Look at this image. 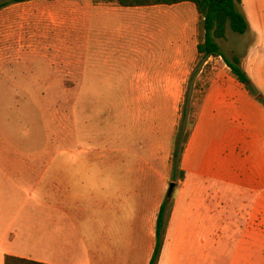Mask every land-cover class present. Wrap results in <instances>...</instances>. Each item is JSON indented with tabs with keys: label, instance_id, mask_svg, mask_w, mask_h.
<instances>
[{
	"label": "crops",
	"instance_id": "0c3cea01",
	"mask_svg": "<svg viewBox=\"0 0 264 264\" xmlns=\"http://www.w3.org/2000/svg\"><path fill=\"white\" fill-rule=\"evenodd\" d=\"M81 2L25 0L0 8V17L14 9L29 25ZM143 7L152 6L103 3V71H117L103 82L118 83L103 85L114 88L103 93L184 94L198 39L157 43L151 17L125 13ZM250 63L246 51V72ZM124 138L127 148L56 152L71 164L82 158L77 166L52 160L34 167L27 153L0 152V264L6 255L45 264H149L157 214L173 182L169 156L150 149V138H142L144 146L139 135L115 141ZM180 168L185 176L171 195L158 264H204L205 238L213 251L229 245L228 264H264V105L225 63L206 89ZM33 193L41 201L29 215Z\"/></svg>",
	"mask_w": 264,
	"mask_h": 264
},
{
	"label": "rangeland",
	"instance_id": "374dc122",
	"mask_svg": "<svg viewBox=\"0 0 264 264\" xmlns=\"http://www.w3.org/2000/svg\"><path fill=\"white\" fill-rule=\"evenodd\" d=\"M81 1L73 10L60 7L59 14H39L29 25L21 23L14 9L1 15L0 152L27 153L29 166L34 167L51 165L52 160L53 165L59 161L77 166L82 158L75 157L71 164V158L56 152L127 148L130 142L126 138L116 142V136L139 135L141 146L147 142L142 138H150V149L155 145L160 155L169 156L167 166L171 168L184 94L103 93V89H114L103 85H118L103 82L105 73L117 74L116 70L103 71V3L114 0ZM238 10L246 16L248 29L240 34L227 27L226 37L218 44L228 58L242 60L248 52L252 89L264 96V0H242ZM125 13L151 17L157 43L167 38L198 39V16L189 2ZM141 37V31L134 36ZM216 59L218 63L212 59L200 66L202 72L191 85L194 104L196 93L213 78L217 66L224 64ZM196 63L195 59L191 69ZM28 177L30 190L34 177ZM174 182L177 185L178 179ZM39 201L35 193L29 197V215L39 212L35 210ZM208 240L205 238L204 264H228L229 245L221 243L217 252L208 246Z\"/></svg>",
	"mask_w": 264,
	"mask_h": 264
},
{
	"label": "trees",
	"instance_id": "16d2710c",
	"mask_svg": "<svg viewBox=\"0 0 264 264\" xmlns=\"http://www.w3.org/2000/svg\"><path fill=\"white\" fill-rule=\"evenodd\" d=\"M25 0H0V8L12 3ZM118 5L123 7H139V6H155V5H175L182 2H190L194 5L198 14V42L196 45L197 63L192 69L187 87L184 93L183 101L180 108V121L177 132L173 141L171 154V181L183 180L185 172L180 168V160L183 150L187 144L191 131L196 123L197 116L206 93L205 88L196 93L197 103L192 102L193 93L191 85L200 70V66L207 65L208 58H221L228 66L230 73L254 96L260 103L264 105V96L252 89L250 77L241 65V60L237 56L228 58L220 49L218 40L226 37V30L229 27L237 33H244L249 27L246 16L238 10V6L242 0H114ZM204 65V66H205ZM197 86V84H195ZM173 207V199L165 198L159 208L156 220V243L153 255L149 264H158L164 234L168 220ZM4 264H45L34 260L6 255Z\"/></svg>",
	"mask_w": 264,
	"mask_h": 264
},
{
	"label": "water",
	"instance_id": "95a60500",
	"mask_svg": "<svg viewBox=\"0 0 264 264\" xmlns=\"http://www.w3.org/2000/svg\"><path fill=\"white\" fill-rule=\"evenodd\" d=\"M174 187H175V183L174 182H170L169 183V187H168V191H167V194H166L167 197H171Z\"/></svg>",
	"mask_w": 264,
	"mask_h": 264
}]
</instances>
